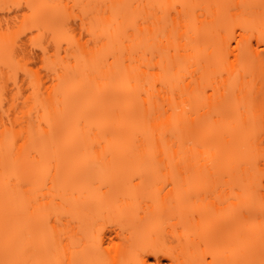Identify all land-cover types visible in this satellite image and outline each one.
Listing matches in <instances>:
<instances>
[{
  "label": "bare ground",
  "instance_id": "bare-ground-1",
  "mask_svg": "<svg viewBox=\"0 0 264 264\" xmlns=\"http://www.w3.org/2000/svg\"><path fill=\"white\" fill-rule=\"evenodd\" d=\"M6 1L14 2L0 0V3ZM158 1L151 0L152 5H147L146 0H32L40 6L37 15L49 28H55L60 18L61 10L55 5L84 6L81 11L90 15L96 36L102 41L99 50L95 47L91 52L85 50L79 60L73 53L71 66L60 65V72L55 68L46 70L35 88L23 71L9 75L3 56L4 41L8 37L0 33V260L20 258L23 247L29 246L34 258L46 260L37 253L48 244L42 214L36 220L38 217L27 210L30 195L7 189L5 176L26 171L33 184L40 185L49 160L63 163L71 159L84 166L89 158L99 160L105 166L97 178L104 183L111 162L128 158L133 163L148 158L160 163L166 156L169 163L178 165L181 173H191L200 179L215 178L214 183L221 185L223 199H231L233 209L221 225L222 243L226 247L240 248L250 231L259 241L258 222L246 229L243 219L248 217H241L236 211L244 206L260 212L259 197L253 199L241 190L238 174L225 173L227 158L241 136V124L254 122L258 128L264 110V51L261 53L250 39V34L256 32L258 46L264 45V5H205L211 8L206 9L208 13L212 11L211 18L198 19L195 9L204 5H187L175 16L170 14V8L156 5ZM226 1L220 0L223 4ZM231 6L239 11L227 19L226 10ZM134 17L141 24L138 34L133 33L132 37L137 49L135 63L156 69L147 88L143 78L134 87L152 96L151 105L147 100L141 105L135 93L128 89L119 56L121 45L115 36L124 21ZM6 18L0 16V19ZM236 28L242 32L238 34ZM233 41L239 47H233ZM128 47L131 50L132 45ZM229 47L234 62L220 70L228 76L214 87L212 95H206L205 88L216 67L224 66L223 53ZM18 48L23 49V44ZM169 48L171 56L166 54ZM105 51L113 56L114 62L108 66L100 58ZM196 62L199 66H195ZM239 104L246 105L247 110L238 111ZM210 116L215 119H209ZM89 129L94 131L89 133ZM137 133L141 134L139 141ZM154 143L159 146L158 160L151 151ZM173 143L175 149L165 155V144L171 147ZM196 144L201 145L199 152L193 147ZM36 160L42 164L37 172L32 169ZM74 181V195L60 196L59 206L68 213V221L76 224L68 223L63 231L68 242L75 245L82 223L84 227L87 225L86 229L91 222L107 217L116 205L117 195L93 196L90 191L82 190L83 178ZM255 184L258 191L259 177L255 178ZM43 207L41 204L36 212ZM148 219V216L138 220L126 218L127 227L135 231V240H125L127 247L124 245L126 248L122 247L108 264H128L126 254L130 248L144 243L141 231L149 223ZM6 235L13 244L7 252ZM106 236L101 237L102 248L108 239H113L112 235V239ZM201 236L174 246L178 264L193 260L194 249L200 242H207L205 233ZM73 257L70 255L68 259Z\"/></svg>",
  "mask_w": 264,
  "mask_h": 264
},
{
  "label": "snow or ice",
  "instance_id": "snow-or-ice-1",
  "mask_svg": "<svg viewBox=\"0 0 264 264\" xmlns=\"http://www.w3.org/2000/svg\"><path fill=\"white\" fill-rule=\"evenodd\" d=\"M40 7L32 2V0H14L11 3H0V12L4 13L6 19H0V33H4L8 39L4 41L3 56L4 66L8 70L9 75L23 71L26 76L30 77L32 87L42 80L46 70L55 68L60 72V65L71 66L72 55L76 54L79 60L84 51L91 52L95 47L99 50L102 41L97 38L94 22L91 21L90 15L81 11L84 7L77 4H60L55 7L61 10L60 18L55 28H49L45 22L37 15V8ZM99 7H107L101 5ZM117 7L115 5L111 6ZM160 8H170L172 10L187 8V5H160ZM12 13L9 17L8 14ZM159 15V13H157ZM179 19V17L177 18ZM76 21L74 25L72 22ZM147 27V24L144 25ZM141 27L140 19L134 17L125 20L124 24L118 29L115 36L119 41L121 48L119 56L121 59V67L124 71L126 84L129 90H132L136 99L143 105L147 100L151 105L152 96L144 91L135 88L140 80H145L144 87L147 88L151 82L153 73L156 69L153 67L145 68L143 65L135 63L137 49L133 33H137ZM76 29V31H74ZM167 33L165 32V36ZM21 37L23 39L21 40ZM23 44L22 51L18 46ZM52 44H55L56 51L53 50ZM129 44L132 45L129 50ZM48 45V46H46ZM239 47V44L237 45ZM167 55H172V49L167 50ZM177 54L178 50H177ZM67 56V58H65ZM232 56L231 48L223 53V58L227 61ZM19 58V59H18ZM56 58V59H54ZM105 66L113 61V56L107 51L100 54ZM24 61H34L25 63ZM130 68V71H129ZM143 74V75H142ZM42 87V85H41ZM211 91V89H209ZM247 106L239 104L238 111L244 112ZM209 119H215L210 116ZM83 124L84 122L81 121ZM241 136L239 142L235 145L233 151L229 154L226 162L227 171L225 174L235 173L241 177V190L246 195H251L253 199L259 197L260 212L253 215L248 207L241 206L236 211L241 217L247 216L250 223L259 224V241L256 242L254 235H249L243 247L238 251L229 252L225 250L224 256L227 258H218L217 253L205 242H200V249H207L202 257H197L185 264H264V110L261 112L259 127L255 123L241 124ZM94 131L89 129V133ZM23 139V137H21ZM141 139V134H136V140ZM163 140V137H161ZM17 143L20 141L17 140ZM176 144L171 147L165 144V155L174 150ZM196 152H199L201 145H193ZM151 151L155 159H159V146L155 143L151 145ZM48 176L51 177V166L48 168ZM259 177V190L257 191L255 178ZM136 180L142 181V177L138 176ZM157 183H162L164 188L157 196L163 195L164 191H169L175 187V178L172 182H167L165 169L162 165H157ZM5 185L7 189L23 194L30 195L34 191V184L31 175L26 172H17L14 175L5 176ZM42 192L43 189H40ZM42 201L37 198L34 204L39 207ZM44 207L40 208L42 223L50 232L53 241H56V229L61 227V220L66 218L68 213L64 212L60 207L59 200H52L49 206L48 197L43 200ZM29 212L32 210V204H29ZM193 224L198 223L197 215L193 212L190 216ZM179 231V229H177ZM12 241L6 235L5 249L6 252L12 248ZM57 252L64 251V258L56 260L37 259L33 256V249L23 247L20 258L6 257L0 260V264H81L75 257L69 260L67 251L64 248V238L61 235L59 242L56 244ZM132 264H178L174 247L168 243V238L163 233H153L149 239L132 250Z\"/></svg>",
  "mask_w": 264,
  "mask_h": 264
},
{
  "label": "rangeland",
  "instance_id": "rangeland-1",
  "mask_svg": "<svg viewBox=\"0 0 264 264\" xmlns=\"http://www.w3.org/2000/svg\"><path fill=\"white\" fill-rule=\"evenodd\" d=\"M65 2L67 3L68 1ZM146 4L152 5L151 0H146ZM156 5H264V0H227L225 4L221 3L220 0H159ZM206 6L204 9L203 7H196L195 11L198 19L211 18L209 14L212 11L208 13V10H211V8H206ZM231 7L226 10L227 19L231 18L233 14L239 11H237L235 6ZM180 10L184 11L185 9H171L170 14L176 16L178 14L177 12ZM1 15L4 16L5 14L0 12V16ZM8 15L11 16L12 13ZM73 22L75 25L76 21L73 20ZM236 32L240 34L242 30L236 28ZM250 39L254 47L258 48L259 51L263 53L264 45L258 46L256 32L250 34ZM236 45V42L233 41L232 46L236 47ZM54 46L52 47L55 49ZM234 59L232 54L231 59L227 62L225 61L224 66L216 67L217 71L215 75H213L210 83L207 84L205 88L206 95H212L214 93V87L222 84L227 78V72H221L220 70L229 68L232 61L234 62ZM30 62L34 61H29V63ZM198 64L199 62H196L195 66H199ZM249 79L250 78H248V80ZM209 89H211V91H209ZM89 155L92 156L93 154L90 153ZM135 161L136 162L131 163L130 159L124 158L109 163L107 178L104 183H100L97 178L99 170L105 166V164L99 160L89 158L86 162V166H84L85 164L82 165V163H79L80 166L74 163L75 161H71V159L63 163L56 162L55 160L47 161V165L43 169L45 177L44 175L42 176L40 185L34 183V191L30 194V204H32L31 211L33 212V216L35 215V217H38L36 220H39V214L41 212H36L37 206L34 204V201L39 198L42 201L41 204H43L44 197L47 196L48 202L55 198L54 200H59L61 203L60 196L66 195L68 198H71L74 195V180L76 178H83L85 180L82 190L90 191L93 196L100 195L109 197L113 193L117 195L115 196L117 198L115 201L116 205L113 206L112 210L110 209L111 211L109 210L110 212L108 211L107 217L97 219L93 223L91 222L90 226H88L89 228L86 229L85 227H87V225L85 224L84 227V223H82L80 234L78 235L79 239L76 241L77 244H70L68 242L69 238H66L63 232L67 228L68 223L71 226H76L75 222H69L66 217L61 220V227L55 230L56 241H53L50 232L47 230V247L45 250L41 248L40 250L38 249L37 253L39 255H44L46 260L64 258V251L61 250L58 253L56 249V244L59 242L61 235H63L64 248L67 249L69 245H71V250L67 251V258L72 255L76 260L80 261L81 264H108V262H110L113 257H116L118 252L123 249L122 247H125L124 245L127 247V243H125L127 239L130 238L131 241L135 240V231L127 227L126 218L131 217L138 220L143 216H148L149 218V223L143 227L141 231L143 237L140 235L144 239V242H146L153 233H163L167 236L169 245L174 247L180 242L188 243L190 239L198 238L199 235L203 238L201 235L205 233L207 238L206 244L217 253L218 258H227L224 256L226 249L229 252H233L243 247V245L240 248L235 246L237 248L235 249L226 247L222 243V221L231 213L233 206L230 202L231 199H228V201L223 199L221 195V185L214 183L215 178L214 180H212V177L200 179L194 177L191 173H181L179 171L180 169L177 167L178 165L169 163L170 161L166 156L160 163L155 160H148V158ZM41 162L43 161L41 160ZM157 165H162L164 167L167 182H172L173 178H175V187L169 191H164L163 195L160 196H157V193L163 190L164 185L162 183H157ZM40 166H42V164L36 160L33 164V171H40ZM49 166H51L52 169L51 177L47 174ZM138 176L142 177L143 182L136 180V182L133 183L132 181ZM198 182L201 183L198 184ZM40 189H43V191L41 192ZM107 194L109 195L106 196ZM193 212L197 215L198 223L196 224H193L190 219ZM252 214L258 215L259 211L255 208ZM248 221L249 218L243 219L246 229L253 225V223ZM177 229H179V231H177ZM114 231H117L122 236H116L118 233ZM197 233L200 234L197 236L195 235ZM104 234L107 235L106 237L110 238V235L113 236V239L111 238L112 241L108 239L103 246L106 250L108 249L106 252L102 250L103 248L100 247L99 244ZM253 234L254 233L250 231V235ZM244 236L248 235L244 234ZM256 242L258 243V241ZM133 248L134 247H131L130 251L126 254L129 257L127 260L128 264H132L133 261ZM205 251H207V249H200L199 247L194 249L193 255L195 257L193 259L202 257Z\"/></svg>",
  "mask_w": 264,
  "mask_h": 264
}]
</instances>
